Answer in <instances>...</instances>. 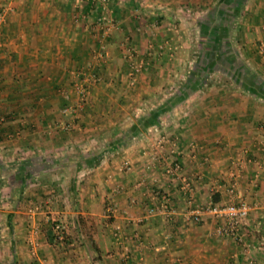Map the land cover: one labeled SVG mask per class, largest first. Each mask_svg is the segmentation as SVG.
I'll list each match as a JSON object with an SVG mask.
<instances>
[{"label": "crops", "instance_id": "obj_1", "mask_svg": "<svg viewBox=\"0 0 264 264\" xmlns=\"http://www.w3.org/2000/svg\"><path fill=\"white\" fill-rule=\"evenodd\" d=\"M10 4L0 26V264H264V0ZM105 17L117 24L103 37ZM126 37L147 60L137 90ZM170 163L192 182L194 205L229 201L236 168L252 205L242 242L215 236L213 217L192 222ZM52 220L66 225L65 243Z\"/></svg>", "mask_w": 264, "mask_h": 264}, {"label": "built area", "instance_id": "obj_2", "mask_svg": "<svg viewBox=\"0 0 264 264\" xmlns=\"http://www.w3.org/2000/svg\"><path fill=\"white\" fill-rule=\"evenodd\" d=\"M13 0H6L7 6L4 9L0 10V26L4 23L5 15L7 11H12L13 7L11 6V2ZM111 27V26H110ZM261 53L264 55V45L260 48ZM126 52L130 53V58L133 59L131 63V70L128 74L129 81L132 86L138 83L139 76L141 74L142 69L144 68V63L142 60H139V56L137 51L133 48H129ZM98 59L101 56L97 55ZM93 76V75H92ZM95 77V76H93ZM83 94V95H82ZM81 95L84 97V91L81 90ZM64 98L66 100L70 99V95L65 93ZM79 106V105H78ZM77 106V108H78ZM81 107V105H80ZM79 107V110H81ZM68 112L66 108L65 113ZM66 128L69 129L68 125ZM163 138L160 139L158 145L162 146L164 144ZM182 166L179 163H170V165L166 168L165 174L172 178L175 182H180V191L184 193L187 198V203L193 206V210L189 214V218L194 223H200L204 217L210 216L213 217L216 221L215 228V236L221 238H230L237 242L243 241V228L248 224L250 214L252 212V205H250L246 200L241 198L238 195V171L236 168L232 169L227 175V181L225 182V188L229 193V201L227 202H218L214 203L213 201L206 205H194V199L191 196L193 185L190 180L182 172ZM223 186V185H222ZM220 186L214 185L212 187L210 194L212 198L215 194L219 192ZM162 201V202H161ZM160 201V207L162 211H166L168 216L173 215V210L169 207L170 198L169 196H164ZM156 209H150L149 215L155 214ZM142 220H138L137 222H141ZM52 233L55 237L56 241L60 244L65 243L67 239V227L64 223L59 222L57 220H52ZM39 235V229L33 228L30 231L28 242L31 245L32 252L35 254L36 249L38 248L37 237Z\"/></svg>", "mask_w": 264, "mask_h": 264}, {"label": "rangeland", "instance_id": "obj_3", "mask_svg": "<svg viewBox=\"0 0 264 264\" xmlns=\"http://www.w3.org/2000/svg\"><path fill=\"white\" fill-rule=\"evenodd\" d=\"M4 1H6V0H4ZM4 5H1L0 6V10H2V9H4ZM13 7V6H12ZM187 7H189L190 9V12L192 13V12H197V11H200V9L198 8V5H188ZM184 10V9H183ZM186 10V9H185ZM184 10V11H185ZM9 12H11V11H7L6 12V17H5V20H4V23L1 25V26H3V25H5L6 24V22H7V16H8V14H9ZM191 15V14H190ZM193 18H194V16L195 15H191ZM192 19V18H191ZM116 19H114L113 18V20H110L109 21V18H107V17H105V18H103L102 20H100L99 22H100V26H101V29L102 30H104V32H105V34H103V37H104V35H105V37L106 36H108V35H111V33L113 32V31H115V29H116V21H115ZM138 21H140V19L138 20ZM153 23V22H152ZM190 23H191V21H190ZM154 25H155V27H154V31H157L158 30V27L160 26V25H158V23H154ZM111 26V27H110ZM146 28V26H143V25H140L139 23L138 24H135V29H136V32L137 33H142L143 32V30ZM262 30H264L263 28H262ZM0 34H1V30H0ZM189 34H190V38L192 39V41H193V44H197L198 42L197 41H199L200 39H201V36H200V34L199 35H197L198 34V32L197 31H195V30H193V31H191V32H189ZM150 35L152 36L153 35V33L152 32H150ZM263 38V37H262ZM227 41V40H226ZM122 44L124 45L123 46V48H124V60L125 61H128L127 62V64L128 65H131V63L133 62V59H131L130 58V53H128V52H126L129 48H133L135 51H137V53H138V56H139V60H143V63H144V68L142 69V71H141V74H140V76H139V79H140V77L143 75V73L145 72V70H146V68H147V66L148 65H146V62H147V60L145 59V58H143V56H142V53L140 52V50H138V48H137V46H134L132 43H131V41H130V39L129 38H125L124 40H123V42H122ZM153 45V47H150V52L152 53V51H154L155 49H154V44H153V41L151 40L150 42H149V44H148V46L149 45ZM226 46H227V48H226ZM225 46V55L226 54H228V55H232L233 56V54H235V52L233 53V45L232 46H230V45H226ZM196 47V46H195ZM234 48H236L235 46H234ZM149 50H146V52H145V55H147L148 53H149ZM238 54V53H237ZM258 54V53H257ZM257 54H255V56L254 57H252L253 59H258L257 61H259V62H261V57H260V55L259 56H257ZM235 56V55H234ZM239 58H241V57H239ZM247 59V58H246ZM261 63H264V62H261ZM130 70H131V66L128 68V74L130 73ZM255 70V69H254ZM82 71H84V73L85 72H87L88 71V68H85L84 70L82 69ZM256 72H257V70H255ZM259 74V73H258ZM260 75V74H259ZM78 76L80 77V75L78 74ZM83 76V75H82ZM129 77V76H128ZM219 77H221L220 75H219ZM139 79H138V81H139ZM127 84L129 85V89H131V88H133V89H135V90H137V88H138V83H136L134 86H132L131 84H130V81H129V78H128V82H127ZM212 84H214V83H212ZM215 85H216V83H215ZM219 86H221L222 84H218ZM84 87V89L86 88L85 86H83ZM80 88V90L79 91H81V90H83V91H85L84 89H81L82 87H79ZM236 88V87H235ZM234 88V86L231 84V83H226V82H224L223 83V89L225 90V91H229L230 93L232 92V90L233 89H235ZM237 89V88H236ZM235 89V90H236ZM237 91V90H236ZM167 94V93H166ZM83 95V94H82ZM81 95V97L82 98H84L83 96ZM245 99H248V98H245ZM246 103V102H245ZM79 106H78V108L77 107H74L73 109L74 110H79V107H80V105L82 106V101H80L79 103ZM156 104V103H155ZM140 107L137 103L134 105V108L135 107ZM81 112L82 111H78L77 113H80L81 114Z\"/></svg>", "mask_w": 264, "mask_h": 264}, {"label": "trees", "instance_id": "obj_4", "mask_svg": "<svg viewBox=\"0 0 264 264\" xmlns=\"http://www.w3.org/2000/svg\"><path fill=\"white\" fill-rule=\"evenodd\" d=\"M202 31L206 32V31H207V27H206V26H203V27H202ZM203 37H204V35H203ZM203 39H204V38H203ZM201 42H203V40H202ZM246 76H249L248 71H246ZM261 87L264 88L263 85H262ZM261 87H260V88H261ZM263 91H264V89H263ZM216 195H217V194H215L214 196L216 197ZM213 202H214V203H218L219 201H218V199H216V200L214 199Z\"/></svg>", "mask_w": 264, "mask_h": 264}]
</instances>
